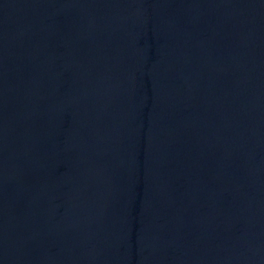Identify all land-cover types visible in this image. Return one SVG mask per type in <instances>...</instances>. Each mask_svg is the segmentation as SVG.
Returning <instances> with one entry per match:
<instances>
[{"label":"water","instance_id":"1","mask_svg":"<svg viewBox=\"0 0 264 264\" xmlns=\"http://www.w3.org/2000/svg\"><path fill=\"white\" fill-rule=\"evenodd\" d=\"M0 264H264V0H0Z\"/></svg>","mask_w":264,"mask_h":264}]
</instances>
